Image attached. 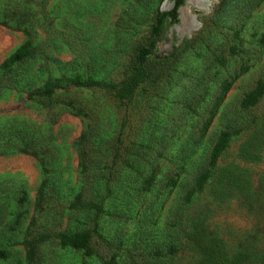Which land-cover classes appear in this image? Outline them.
Instances as JSON below:
<instances>
[{
	"label": "rangeland",
	"instance_id": "rangeland-1",
	"mask_svg": "<svg viewBox=\"0 0 264 264\" xmlns=\"http://www.w3.org/2000/svg\"><path fill=\"white\" fill-rule=\"evenodd\" d=\"M208 2L206 10L188 5L194 30H178L179 19L157 41L154 59L174 45L179 51L130 103L104 89L63 86L47 104L29 92L48 77L123 79L136 48L151 39L156 10L168 9L169 0H0V64L29 38L36 47L13 70L0 69V249L7 254L0 264H26L29 227H93L94 211L72 206L81 189L86 198H105L94 253L53 238L38 246L35 264H196L199 253L185 234L192 219L208 223L229 253H264V96L250 108L241 104L264 81V0ZM233 78L212 114L222 83ZM58 97L90 115L85 173L75 141L86 122ZM226 130L228 147L188 201ZM23 145L44 163L20 152ZM82 174L96 177L85 181Z\"/></svg>",
	"mask_w": 264,
	"mask_h": 264
},
{
	"label": "trees",
	"instance_id": "trees-1",
	"mask_svg": "<svg viewBox=\"0 0 264 264\" xmlns=\"http://www.w3.org/2000/svg\"><path fill=\"white\" fill-rule=\"evenodd\" d=\"M185 0H176L175 8L172 10L157 9L154 23L151 28V39L145 44L139 45L129 64L128 73L126 76L118 81H105L93 79L88 77L83 79L79 74L68 77L62 75L60 77H48L46 81L39 87L29 92L31 99H38L47 104H51L57 91L63 86H72L75 88H100L109 91L119 101H127L130 103L139 87L143 84L155 83L162 74L161 67H164L169 63L172 58L179 51V47L174 45V51L160 59H154L152 54L156 48L157 41L160 40L168 28L179 22L177 7L184 3ZM27 31V30H26ZM186 41V40H185ZM36 54V47L33 45L32 39H27L22 45H20L12 54H10L0 64V69L6 72L13 70L16 66L26 62ZM235 79L225 80L222 83L220 93L218 94L212 114L218 106L223 102L227 92L233 85ZM264 96V81H259L257 85L248 92L242 99V106L244 108H250L255 106L261 98ZM58 101L63 102L67 105L75 115L82 116L86 122L85 128L79 138L75 141L77 150L80 157V166L82 172H86V160H87V146L93 136L91 130L90 115L80 106H75L70 100L60 99ZM211 122V118L206 121L203 132L207 129ZM232 137V131H223L208 159L206 167L200 172L196 178L195 187L192 188L188 195L187 200L189 201L191 196L196 191H202L205 184L208 182L212 175V169L217 165V161L222 152L228 147L229 141ZM18 150L23 153L31 154L37 157L41 163H44V159L40 157L39 152L35 149L30 148L28 145L19 146ZM48 173V168L44 169ZM83 180L94 179L96 175L82 174ZM154 179V174L148 173L145 176V184H150ZM47 178L44 179L38 190V202L37 207L42 208V203L45 199V191L47 187ZM108 182L106 183V186ZM105 186V187H106ZM84 190L81 189L74 202L72 203L73 208L84 211H94L93 215V227L81 229V230H62L58 232L39 231L33 233L32 230L27 229L26 238L23 242L26 254V264H35L37 260V249L42 243L55 238L59 244L64 247H72L77 250H81L85 255H92L94 248L92 240L94 236H101L98 228L96 219L104 212V199H94L92 196L88 198L84 197ZM187 239L193 244L196 251L199 253V259L196 264H264V253L256 251H237L229 253L226 243L222 237L217 235L204 220L192 219L188 222L185 229ZM6 252L0 249V257H6Z\"/></svg>",
	"mask_w": 264,
	"mask_h": 264
},
{
	"label": "bare ground",
	"instance_id": "bare-ground-1",
	"mask_svg": "<svg viewBox=\"0 0 264 264\" xmlns=\"http://www.w3.org/2000/svg\"><path fill=\"white\" fill-rule=\"evenodd\" d=\"M186 6L181 7L179 18L181 19L180 24L178 25V30L180 29L182 32L194 30L196 27V15L192 13L188 5L194 4L198 9L206 10L209 6L208 0H188L186 1ZM176 25V24H175Z\"/></svg>",
	"mask_w": 264,
	"mask_h": 264
},
{
	"label": "flooded vegetation",
	"instance_id": "flooded-vegetation-1",
	"mask_svg": "<svg viewBox=\"0 0 264 264\" xmlns=\"http://www.w3.org/2000/svg\"><path fill=\"white\" fill-rule=\"evenodd\" d=\"M188 1V0H187ZM169 4H170V6H169V8L168 9H166V10H172V9H174L175 8V5H176V0H169ZM186 0L184 1V3L183 4H181V5H179L178 7H177V13H178V18H179V15H180V10L183 8V7H185L186 6ZM192 6H195L194 4H191ZM182 7V8H181ZM181 8V9H180ZM192 12V11H191ZM180 19V18H179Z\"/></svg>",
	"mask_w": 264,
	"mask_h": 264
},
{
	"label": "water",
	"instance_id": "water-1",
	"mask_svg": "<svg viewBox=\"0 0 264 264\" xmlns=\"http://www.w3.org/2000/svg\"><path fill=\"white\" fill-rule=\"evenodd\" d=\"M186 1H187V0H186ZM173 26H175V24H174Z\"/></svg>",
	"mask_w": 264,
	"mask_h": 264
}]
</instances>
